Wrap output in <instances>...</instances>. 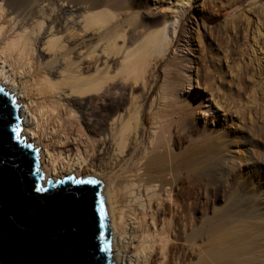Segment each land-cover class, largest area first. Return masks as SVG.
Listing matches in <instances>:
<instances>
[{
	"label": "bare ground",
	"instance_id": "1",
	"mask_svg": "<svg viewBox=\"0 0 264 264\" xmlns=\"http://www.w3.org/2000/svg\"><path fill=\"white\" fill-rule=\"evenodd\" d=\"M140 6L133 0H0V85L30 101L31 128L23 135L37 146L45 135L66 148V125L84 126L86 157L66 154L72 165L61 168L64 152L49 155L51 166L59 165L52 172L57 180L88 166L104 182L114 261L131 263L133 251L143 264H264V213L244 195L219 203L229 195L217 186L230 147L226 137L205 133L193 140L194 118L174 100L175 69L165 70L154 92L161 62L154 56L169 49L164 24L170 22L138 21L133 11ZM260 9L252 10L259 21ZM104 29L96 45L82 44ZM117 236L129 241L121 258ZM131 237L138 241L133 250Z\"/></svg>",
	"mask_w": 264,
	"mask_h": 264
},
{
	"label": "rangeland",
	"instance_id": "2",
	"mask_svg": "<svg viewBox=\"0 0 264 264\" xmlns=\"http://www.w3.org/2000/svg\"><path fill=\"white\" fill-rule=\"evenodd\" d=\"M133 1L141 4L139 9L133 11L138 21L148 22L151 18H156L161 22L165 20L170 22L164 24L166 26L164 39L170 43L169 49L154 56L155 61L161 60L155 68L156 91L154 92L158 95L167 74L165 70L175 69V73L180 76L178 82L173 84L174 100L176 106H184L194 118L193 140L202 139L207 133L206 135L215 137L223 135L230 144L226 152L228 157L222 166L223 177L217 181V186L222 190L225 189L230 198L229 195L223 198L220 196L219 203L222 205L220 200L227 201L233 196L237 198L239 195H244L251 204L259 207L261 213H264V48L259 42L264 40V14H262L263 19L259 21L252 13L255 9L261 11L264 0H254L252 3L244 0L237 4L236 0ZM101 35L105 36V29L101 34L87 37L81 42L93 47ZM10 73V77L13 78L14 74L11 70ZM0 88L15 99L20 119V136L26 144H30L33 150L38 152V169L43 181L49 168V176L44 186L48 181L56 182L69 177H74L76 180L95 179L88 166H83V174L71 172L68 176L57 180L56 174L52 172L53 168L55 172L59 170L57 164L60 162L61 168L65 164L72 165L69 161L72 153L78 155L80 153L82 158L86 157L84 149L89 140L81 122L73 121V126L65 127L67 136L71 138L69 139L71 147H66L68 150L60 146L57 139L54 141L55 138H51L53 141L49 139V142L45 135L46 138L41 136V142L37 146L34 141L29 142L27 136L23 135L25 129L31 128L30 101L28 102L27 99L19 101L17 94L10 92L5 83L0 85ZM63 118L61 121L65 122L67 118ZM60 151L64 154H59ZM42 152H44L43 160ZM53 154L62 157L57 159L58 163H55V167L51 166L50 161V156ZM65 157L68 159L66 160ZM97 181L102 184L99 194L111 230L109 207L102 193L104 182ZM135 227L133 232L138 236L141 230L137 225ZM110 234L112 252L115 235L112 230ZM123 238L117 236L119 242L117 249L115 248V254L120 258L124 251L123 245L129 242L127 239L122 241ZM130 242L133 250V246H136L138 241L136 237L134 239L131 237ZM135 254L132 251L133 257L128 264H143V259L138 260ZM111 260L114 264H126L124 261L121 263V259L119 262L112 258Z\"/></svg>",
	"mask_w": 264,
	"mask_h": 264
},
{
	"label": "water",
	"instance_id": "3",
	"mask_svg": "<svg viewBox=\"0 0 264 264\" xmlns=\"http://www.w3.org/2000/svg\"><path fill=\"white\" fill-rule=\"evenodd\" d=\"M17 126L15 99L0 88V264H114L105 210L100 227L102 184L69 177L44 186L38 152L15 139Z\"/></svg>",
	"mask_w": 264,
	"mask_h": 264
},
{
	"label": "snow or ice",
	"instance_id": "4",
	"mask_svg": "<svg viewBox=\"0 0 264 264\" xmlns=\"http://www.w3.org/2000/svg\"><path fill=\"white\" fill-rule=\"evenodd\" d=\"M13 102V104H14V100L12 101ZM12 131L15 133V139L18 141V142H22L21 141V136H20V129H19V127L17 126V127H14L13 129H12ZM28 147H31L30 145H28ZM37 172H39V169H37ZM42 178V177H41ZM75 183H78V184H91V183H96V181H93V180H76V181H74ZM36 190L37 191H39V192H42V191H45V189L43 188V187H37L36 188ZM100 217H101V225H100V227L101 228H103V217H104V209H103V203L101 202V205H100ZM99 239L101 240V241H103V243L100 245V247H99V250L101 251V252H106V251H108V243H107V241L105 240V238H104V234L101 232L100 233V237H99Z\"/></svg>",
	"mask_w": 264,
	"mask_h": 264
}]
</instances>
